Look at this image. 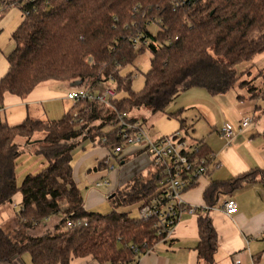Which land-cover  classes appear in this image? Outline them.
Wrapping results in <instances>:
<instances>
[{
	"label": "trees",
	"instance_id": "1",
	"mask_svg": "<svg viewBox=\"0 0 264 264\" xmlns=\"http://www.w3.org/2000/svg\"><path fill=\"white\" fill-rule=\"evenodd\" d=\"M0 1L5 7L0 19L11 7H18L24 16L12 35L16 47L7 56L8 72L0 80V108L7 94L25 97L49 82L112 87L117 95H124L112 99L110 106L89 103L90 111L81 110L79 115L85 125L73 123L70 113L57 121L28 118L15 127L0 123V208L13 204L17 194L22 196L17 228L0 223V262L24 254L33 264H69L89 256L100 264L138 261L152 249L153 239L158 243L164 237L157 235L156 220L144 221L119 210L136 205L140 209L162 195L157 172L153 168L147 176H135L112 193L110 213L91 212L73 179V153L83 140H90L114 157L124 143L113 127L119 115L140 121L128 115L142 108L152 114L164 112L181 93L195 88L211 96L244 89L252 99L262 101L256 111L264 114V73L247 79L252 76L253 59L264 53V0H191L179 6V0ZM153 25L156 33L151 31ZM140 31L151 42L136 49L132 39ZM146 51L152 54L151 67L144 75V88L136 93L131 89L133 73L127 69ZM243 64H248L247 69L239 71ZM259 78L263 82L256 87ZM99 121L100 132L85 135L88 124ZM185 124L180 120L181 131ZM107 125L112 129L104 132ZM197 145L192 157L212 155L202 141ZM25 151L43 158L45 167L27 175L19 187L17 161ZM213 161L208 160L206 176ZM102 168L110 165L100 163L96 170ZM259 180L264 182V170L213 182L204 193L207 209L218 203V194H230ZM205 213L198 223V260L215 264L218 238ZM55 216L61 219L52 229L34 233ZM69 221L82 224L68 228Z\"/></svg>",
	"mask_w": 264,
	"mask_h": 264
},
{
	"label": "crops",
	"instance_id": "2",
	"mask_svg": "<svg viewBox=\"0 0 264 264\" xmlns=\"http://www.w3.org/2000/svg\"><path fill=\"white\" fill-rule=\"evenodd\" d=\"M10 12L8 11L0 19V33L7 27L12 29L11 46H2L0 41V80L8 72L7 56L16 47L12 35L24 18L18 7H12ZM12 24L15 26L10 28ZM87 87L88 85H84L79 88ZM73 89V85L67 83L49 82L38 86L25 97L7 94L1 107L0 123L15 127L28 118L57 121L67 113L71 116L77 105L69 100L67 95ZM117 98H119L118 95ZM210 98L206 97L205 100L212 104L209 109L211 118L208 115H202L201 110L195 109L197 115L200 114L199 122L208 124L210 134L204 136L197 132L194 134V139L197 142L202 141L214 156L212 171L183 195L185 202L190 207L196 208V211L200 209L201 213H183L173 237L155 243L150 251L132 264H204L198 260L197 246L200 241L199 218L203 214L206 215L205 212L210 217L218 238L215 264H264V182L259 180L245 184L241 189L227 195L218 194V203L209 210L204 200V193L213 182L228 181L255 169L264 170V119L260 118L261 121L255 126L258 101L252 99L244 89L232 90L225 95H210ZM218 108L222 110V114H218ZM249 116L254 118L251 124L246 129H241L243 119ZM128 117L142 121L140 117L143 116L140 114L132 116L131 112ZM223 120L234 128L236 134L231 139L221 133ZM107 128H109L107 131L112 129L111 126L104 129ZM24 153L34 154L29 151ZM113 154L114 157H111L112 153L107 148L97 146L90 140H83L74 151L73 179L83 193L86 210L95 212L105 202L107 199L105 189L110 196L116 190L124 188L133 177L138 175L144 177L153 171L151 158L138 147H122ZM112 158L119 162L120 174L112 173L116 169L114 166L96 170L100 163L110 165ZM39 160L27 157L25 164L28 167L26 172L28 175L36 173L45 165ZM105 182L106 184L99 185ZM19 195L21 207L22 196ZM229 199L236 200L238 206L237 211L230 216L222 210V205ZM136 211L139 212V206L119 210V212H131V214ZM60 219L58 216L50 218L34 233L42 234L38 232L39 228L51 229L60 222ZM3 221H5L4 225L12 222L7 215L6 220ZM0 264H33V262L29 254H24L13 261H2ZM69 264L100 263L89 256L72 259Z\"/></svg>",
	"mask_w": 264,
	"mask_h": 264
},
{
	"label": "built area",
	"instance_id": "3",
	"mask_svg": "<svg viewBox=\"0 0 264 264\" xmlns=\"http://www.w3.org/2000/svg\"><path fill=\"white\" fill-rule=\"evenodd\" d=\"M189 1L191 0H179L176 5H184ZM2 8L3 5L0 1V10ZM132 42L133 46L138 49L149 45L151 40L145 32L140 31L133 37ZM116 97L115 90L112 87L105 86L101 89L97 86L78 88L67 95V98L75 105L89 104L96 101L110 106V101ZM79 115L76 112L71 115L73 123L81 124L83 122ZM251 122L252 119L244 118L241 129L244 130L249 127ZM113 127L124 140L123 148L138 147L151 158L153 168L160 177L163 194L150 204L143 205L139 209V218L144 221L156 220L154 227L157 230V235L164 237L162 241L171 239L182 214L185 212L196 213V208L190 207L185 202L183 195L206 176L210 164L208 160L213 159L214 156L210 155L208 159L192 157V154L199 149L197 142L188 143L181 131L154 140L146 132L141 121L130 122L126 115H119L117 121L113 122ZM221 133L228 139L236 134L232 125L227 122L223 125ZM104 184L106 182L99 185ZM237 208V202L234 199H229L222 205L223 212L228 216L235 213ZM81 224V221H69L67 227L75 228ZM155 243L153 239L152 244ZM131 249L137 252L134 247H131Z\"/></svg>",
	"mask_w": 264,
	"mask_h": 264
},
{
	"label": "rangeland",
	"instance_id": "4",
	"mask_svg": "<svg viewBox=\"0 0 264 264\" xmlns=\"http://www.w3.org/2000/svg\"><path fill=\"white\" fill-rule=\"evenodd\" d=\"M4 8L5 7L3 5V8L0 10V12L4 10ZM11 8L8 9L7 12L8 11L10 12ZM12 11H17V10H12ZM14 26L15 25L12 24L10 28H13ZM11 30L12 29H9L7 27L4 31L0 33V41H1L2 46H9V47L11 46V43H10ZM151 31L153 33H156L158 29L155 25H153L151 27ZM151 59H152V54L146 51L143 55L137 58V60L135 61L132 67H129L127 69V72L129 71L133 73L132 83H131V89L133 92L138 93L144 88V83H145L144 75L150 70ZM251 65L254 66V69H252V76L247 77V79L249 78V80L254 79V77H256L257 75H261L264 73V53H262L261 55L253 59V62L251 63ZM247 66L248 64L241 65L239 67V71H243L247 69ZM262 82L263 80L259 78L258 80H255L254 85L256 87H260ZM94 86L96 87V85ZM118 96L119 98H122L123 94H120ZM206 97L210 98V94L205 89L189 90V91L181 93V95L173 103H171L164 112L152 114V112L149 109L142 108V109L134 110L132 112V116L135 114L136 115L140 114L141 116H143L142 121L145 126L144 128L146 129V132H148V134L154 140L159 139L161 137H165V136H171L174 133H176L178 130H180V120L183 119L186 121V124H185V128L182 131L181 130L180 131L182 132L183 136L185 137L188 143H196L197 141H195L194 139L195 133L198 132L199 134L204 135V136H208L210 134L208 132V130H210L208 124L204 122L200 123L199 122L200 114L197 115V113L195 112V109L197 108L203 112L202 115H208L210 118L212 117V115H210L209 113V109L211 108L212 104H210L208 101L205 100ZM256 103L257 105L263 104L262 101H258ZM89 105L88 104H77V106L75 107V112L80 114L81 110H84L83 112L90 111ZM218 114H222V110H220L219 108H218ZM247 118H250L252 120L254 119L252 116H249ZM256 118L257 120L255 122V126L257 125L258 122L261 121L260 118L264 119V114H262L261 111H257ZM223 123L225 124V120H223ZM81 124L85 125L87 123L83 122ZM100 125H101L100 121L90 122V124H88V126L85 129V132H84L85 135L90 136V131L92 130H95L96 133H99ZM108 129L109 128L104 129L103 131L106 132ZM28 156L32 157L34 160L40 159L39 161L45 163L43 158L38 157L34 154L24 153L23 155H21V157L17 161V183L19 187L23 184L25 175L27 174L26 172L28 171V167L25 164V160L27 159ZM111 166H114L116 168L114 172L112 171V173H116V175L120 174L121 166L115 158L111 159L110 167ZM43 167H45V165ZM43 167H41L40 169H42ZM83 189L85 188L83 187ZM104 192H106L107 199L105 200L104 203H102L100 207L97 208V210H95V212H98L100 214H108L112 211L111 204L108 201L109 196H108L107 189H105ZM19 196L20 195L17 194L14 197V200H13L14 204H8L7 206L0 208V223L5 224L4 223L5 221L3 220H6V215L9 216L12 222L8 226L11 229L17 228V223H16L17 218H18L17 214H19L21 210L20 209L21 207L19 206ZM132 214L135 217L136 216L139 217L138 211ZM44 231L45 230L42 228L38 229L39 233H43Z\"/></svg>",
	"mask_w": 264,
	"mask_h": 264
},
{
	"label": "water",
	"instance_id": "5",
	"mask_svg": "<svg viewBox=\"0 0 264 264\" xmlns=\"http://www.w3.org/2000/svg\"><path fill=\"white\" fill-rule=\"evenodd\" d=\"M79 86H81V83L80 82H75L74 84H73V87H79ZM114 196V195H113Z\"/></svg>",
	"mask_w": 264,
	"mask_h": 264
}]
</instances>
